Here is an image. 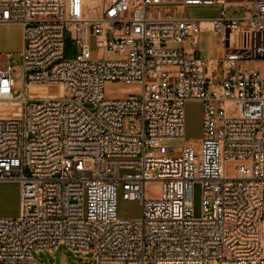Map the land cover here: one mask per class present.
<instances>
[{"label":"built area","instance_id":"1","mask_svg":"<svg viewBox=\"0 0 264 264\" xmlns=\"http://www.w3.org/2000/svg\"><path fill=\"white\" fill-rule=\"evenodd\" d=\"M180 1L0 0V25L23 28L22 87L0 56V103L20 105L0 116V181L21 184L20 215L0 218V264H42L32 252L59 245L93 264H264V0H224L241 17L150 13ZM204 30L222 58L202 57ZM37 85L61 90L32 98ZM192 100L200 146L160 148L185 140ZM119 188L139 218L118 217Z\"/></svg>","mask_w":264,"mask_h":264},{"label":"rangeland","instance_id":"2","mask_svg":"<svg viewBox=\"0 0 264 264\" xmlns=\"http://www.w3.org/2000/svg\"><path fill=\"white\" fill-rule=\"evenodd\" d=\"M201 55L209 58L210 56H220L222 48L214 45L213 35L203 34L201 36ZM91 49H95L94 41H88ZM23 46V28L20 24H1L0 25V56L1 67H6L8 57H11L15 64L14 78L18 86L22 87V70H21V51ZM78 48L68 40L66 43L65 56L71 57L78 53ZM113 57V56H111ZM114 58V57H113ZM258 66L257 62L245 64L246 68ZM213 89V88H212ZM60 86L57 85H37L29 89L32 98L55 97L58 95ZM15 106L14 104H12ZM229 115H235V110L230 109ZM203 107L199 101H187L185 104V140L165 141L161 143L160 148H171L174 153H180L187 144L200 146L203 135L202 127ZM234 162L227 165L228 174L233 173ZM147 194L155 197L159 194V185L150 183L147 186ZM202 205V189L198 183L194 188L193 195V214L199 217ZM21 210V184L18 181H0V218L18 217ZM142 203L140 200H127L123 198L122 188L117 193V215L123 219H135L141 215ZM32 255L42 264H93V255L91 253L75 254L69 251L65 246L59 245L54 251H33Z\"/></svg>","mask_w":264,"mask_h":264},{"label":"crops","instance_id":"3","mask_svg":"<svg viewBox=\"0 0 264 264\" xmlns=\"http://www.w3.org/2000/svg\"><path fill=\"white\" fill-rule=\"evenodd\" d=\"M187 3H184L183 1L180 2H173V3H166L161 5L153 6L150 9V13L152 15H162L168 11H173L178 15L184 16L189 19H195L198 21H204V20H212L219 16L222 9H225L226 12L229 15H233L236 17H241L243 14L241 7H235L232 5H225L224 0H186ZM203 34L213 35L214 37V45H219V47L222 48V53L220 56H210L209 58H206L209 62H213L214 60L220 59L223 57L225 53L226 45H224L220 39L219 36L211 31L204 30L199 35V48L201 52V36ZM23 47V46H22ZM16 104V103H15ZM17 107V110H19V107L17 105L13 106L12 109L9 112H5V116H10V113L13 109ZM21 211V210H20Z\"/></svg>","mask_w":264,"mask_h":264},{"label":"bare ground","instance_id":"4","mask_svg":"<svg viewBox=\"0 0 264 264\" xmlns=\"http://www.w3.org/2000/svg\"><path fill=\"white\" fill-rule=\"evenodd\" d=\"M59 92H60V90H59ZM12 104L17 105L19 107V110H17V107L15 109H13L12 112L10 113V116H17L18 112L20 111V105L16 101L15 102H2V103H0V116H5L6 114L4 111L9 112L13 107Z\"/></svg>","mask_w":264,"mask_h":264}]
</instances>
